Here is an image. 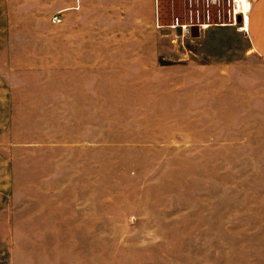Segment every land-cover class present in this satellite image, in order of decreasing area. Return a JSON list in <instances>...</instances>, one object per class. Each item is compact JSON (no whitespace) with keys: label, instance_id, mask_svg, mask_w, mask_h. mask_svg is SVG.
<instances>
[{"label":"rangeland","instance_id":"obj_1","mask_svg":"<svg viewBox=\"0 0 264 264\" xmlns=\"http://www.w3.org/2000/svg\"><path fill=\"white\" fill-rule=\"evenodd\" d=\"M242 27L227 0H0V264H264Z\"/></svg>","mask_w":264,"mask_h":264},{"label":"crops","instance_id":"obj_2","mask_svg":"<svg viewBox=\"0 0 264 264\" xmlns=\"http://www.w3.org/2000/svg\"><path fill=\"white\" fill-rule=\"evenodd\" d=\"M243 31L249 39V51L264 61V0H253V8Z\"/></svg>","mask_w":264,"mask_h":264},{"label":"built area","instance_id":"obj_3","mask_svg":"<svg viewBox=\"0 0 264 264\" xmlns=\"http://www.w3.org/2000/svg\"><path fill=\"white\" fill-rule=\"evenodd\" d=\"M212 4L221 3V0H208ZM229 5V14L236 21L241 18L243 26H246L248 23V16L253 8V0H227ZM55 19H58L56 17Z\"/></svg>","mask_w":264,"mask_h":264},{"label":"bare ground","instance_id":"obj_4","mask_svg":"<svg viewBox=\"0 0 264 264\" xmlns=\"http://www.w3.org/2000/svg\"><path fill=\"white\" fill-rule=\"evenodd\" d=\"M205 26H207V25H205ZM241 30H242V31L245 30V26H243V27L241 28Z\"/></svg>","mask_w":264,"mask_h":264},{"label":"water","instance_id":"obj_5","mask_svg":"<svg viewBox=\"0 0 264 264\" xmlns=\"http://www.w3.org/2000/svg\"><path fill=\"white\" fill-rule=\"evenodd\" d=\"M239 20H241V18H239Z\"/></svg>","mask_w":264,"mask_h":264}]
</instances>
